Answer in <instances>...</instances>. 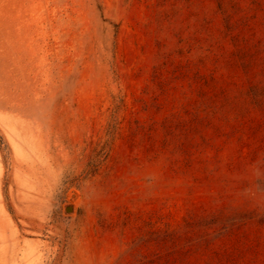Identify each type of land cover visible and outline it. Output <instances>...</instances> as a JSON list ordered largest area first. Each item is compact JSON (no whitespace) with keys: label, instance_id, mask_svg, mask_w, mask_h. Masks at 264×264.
I'll return each instance as SVG.
<instances>
[{"label":"rangeland","instance_id":"obj_1","mask_svg":"<svg viewBox=\"0 0 264 264\" xmlns=\"http://www.w3.org/2000/svg\"><path fill=\"white\" fill-rule=\"evenodd\" d=\"M0 264H264V0H0Z\"/></svg>","mask_w":264,"mask_h":264}]
</instances>
